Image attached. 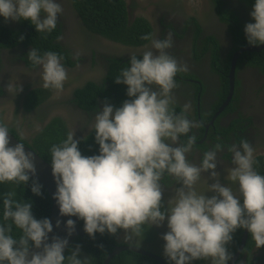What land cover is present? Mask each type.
Here are the masks:
<instances>
[{
	"label": "clouds",
	"instance_id": "clouds-1",
	"mask_svg": "<svg viewBox=\"0 0 264 264\" xmlns=\"http://www.w3.org/2000/svg\"><path fill=\"white\" fill-rule=\"evenodd\" d=\"M62 13L59 0H0L4 21L26 20L43 34L57 28ZM249 15L252 21L243 28L246 41L264 44V0H253ZM141 39L150 45L139 55L129 54L128 65L114 79L127 86L128 99L119 106L105 102L94 115L90 131L97 153L83 155L74 131L49 149L56 184L52 196L59 215L69 217L64 221L67 235H54L49 241L50 219L35 218L32 202L15 199L14 191L0 192V264H89L87 256L80 257L78 244L65 255L75 230L73 216L83 221V231L91 238L123 230L131 240L142 235L143 226L159 227L166 221L161 238L167 264L195 260L228 264L232 254L227 245L238 228L251 234L256 248L264 246V174L254 167L252 145L242 139L227 147L232 166L225 168L226 179L237 185L235 192L230 184L221 183L216 170L217 153L224 145L214 144L202 153L199 164L191 162L188 154L196 137L190 132L201 122L189 118L187 103L175 111V77L186 67L167 51L174 44L173 34L164 38L145 34ZM27 58L39 68L43 88L63 89L68 74L60 54L40 53L33 47ZM9 133L8 125L0 121V185H28L31 179V192L41 195L33 152L24 143L11 144ZM202 172H208L213 182L198 191ZM165 175L179 185L167 207L162 199ZM9 220L11 224L6 223ZM12 225L21 231L19 238L12 235ZM30 245L40 250L30 253Z\"/></svg>",
	"mask_w": 264,
	"mask_h": 264
},
{
	"label": "flooded vegetation",
	"instance_id": "flooded-vegetation-1",
	"mask_svg": "<svg viewBox=\"0 0 264 264\" xmlns=\"http://www.w3.org/2000/svg\"><path fill=\"white\" fill-rule=\"evenodd\" d=\"M122 1L125 21L120 17V26L117 23L108 28V22L99 8H84L79 5L81 0H59L63 13L58 16L57 28L45 34L47 36L43 37V41H51L62 50L59 53L68 74L62 90L43 88L39 68L30 65L27 53L32 46L25 43L23 36L29 30H35V27L26 20L6 22L0 17V27L16 33L10 35L8 42L0 38V120L8 127L13 126L17 134L30 144L36 133L56 118L65 124L67 133L74 131V138L86 142V146L92 142L95 144L94 134L89 136L94 115L105 102H112L97 97L96 109L85 110L76 103L75 91L90 82L107 88L110 70L116 77L119 70L128 65L129 54L139 55L144 46L150 45L146 40L141 43L130 41L141 35L142 30H147V34L157 38H164L166 33L171 32L174 44L167 51L186 67V71L179 72L175 77V111L179 113L187 103L190 105L189 118L201 122V127L193 128L190 132V135H195L196 143L188 159L199 164L204 151L221 143L225 147L217 153L216 170L220 173L221 183L230 184L233 191H237V185L226 179L225 168L232 166V154L227 151V147L247 139L254 149V157L264 156V57L255 60L250 56L251 53H260L264 48L260 51L242 50L249 44L243 28L245 23L252 21L249 15L252 3L249 0H204L206 9L196 12L194 5L188 8L185 0ZM90 10L95 15L91 16ZM219 10L231 12L235 18L223 20ZM235 20L242 35L230 31L229 25L234 24ZM237 51L240 53L235 62L232 95L222 111L218 112L229 93L228 87L225 97L221 99V93L224 92L221 75L224 74L223 61L229 58L231 63ZM214 52L219 56L215 60ZM229 72L226 74L228 84ZM33 90L40 95H30L36 98V103L27 96ZM33 103L34 106L26 112ZM7 109L11 110L8 115L10 122L5 117ZM84 136L86 139H82ZM181 141H186V137H181ZM201 175L198 191L206 190L207 184L213 182L208 172H202ZM161 182L162 199L167 207L179 185L167 175ZM166 230V221L159 227L145 225L142 235L131 240L126 238L123 230H118L114 234L116 244L113 246L137 245L161 257L167 264L161 238ZM243 249L234 264H250L252 259L254 264H264V246L256 248L253 241L249 253ZM84 256L87 254L81 251L80 257ZM127 264L136 263L129 260ZM192 264H210V261L195 260Z\"/></svg>",
	"mask_w": 264,
	"mask_h": 264
},
{
	"label": "trees",
	"instance_id": "trees-1",
	"mask_svg": "<svg viewBox=\"0 0 264 264\" xmlns=\"http://www.w3.org/2000/svg\"><path fill=\"white\" fill-rule=\"evenodd\" d=\"M249 1L250 3L253 2V0H249ZM76 2H78V0H76ZM81 2L79 3V5L84 8H91V9L99 8L101 13H103L102 16L108 22L107 24L108 28L110 25H114V24L117 25V23L118 26H120L119 23L120 17L122 21H125V9L122 0H118V1L106 0L105 2L104 0H100V1L81 0ZM219 12H220V17L223 18V20H226V18H231V17L235 18V16L231 12H226L225 10H219ZM89 13L91 14V16L95 15L94 12L91 10ZM229 28L233 34L237 33L238 35H242V30H240L239 25L236 24V20L234 21V24L229 25ZM142 31L143 33L141 35L135 36L134 40L130 39V41H137L138 43L145 41L141 39V37L147 34V30L146 31L142 30ZM14 34H16L14 31H10L8 29L0 27V38L3 41L8 42L10 40V35L13 36ZM46 36L47 35L43 33H39L36 30H29L23 36V40H25L26 44H31L32 48L33 47L36 48L40 53H43L45 51H55L61 55L62 53L61 48L56 46L54 43H51V41H43V37ZM213 55H214L213 56L214 60L216 59V57H219L216 52H214ZM250 56L255 60L260 59L261 57H264V50H262L260 53H256V52L251 53ZM30 65L33 66L31 62ZM222 68L224 73L221 74L223 78L224 92L221 93V99L225 97L227 89L229 87L228 79L226 77V74L229 72L230 69L229 58L228 60L223 61ZM111 71L112 69L110 70L108 75V81L110 83L107 86V88L103 86H99L93 82L92 83L90 82L89 84L83 86L81 89L75 91V97H76L75 100L80 107H82L85 110L96 109L97 97L110 100L114 106H119L123 100L128 99V97L126 96V87L123 86L122 83L118 84L115 82L114 73L111 74ZM41 91L45 94L44 90ZM36 94L38 97H40L39 93H37L36 90L29 92L27 96L30 97L29 98L30 101L36 103L37 102L36 98L34 96H30ZM34 103L31 106L27 107L26 112L29 111L32 106H34ZM9 131L19 141H22V143L32 148L46 162L50 164H51V154L49 149L51 145L59 144L63 139L66 138L67 135L65 124L62 123L57 118L53 119L43 129L39 130L36 133L35 138L31 144L28 143L26 140L22 139L17 134L13 126H9ZM93 134L94 131L90 132L89 136H92ZM78 147L80 148L82 154L86 151L89 152V154H83V155H91L97 153L96 150H98V145L96 143L94 144L93 142L90 146L88 145L86 146V142L80 141ZM254 167L258 172L264 174V156H259L255 158ZM30 187H31V179L28 185H23V184L17 185L6 182L5 184L0 185V192H7L9 190H12L16 193L15 199L19 201L30 200L32 202V212L35 218L40 219L43 217H49L50 208H51V199L49 197L48 192L45 190V188L42 187L41 195H36L31 192ZM0 212H2V206H0ZM6 223L11 224V221L9 220ZM79 226L80 228H83L82 227L83 221L80 219H79ZM242 232L243 229L238 228L232 234L233 238L227 245L228 251L231 252L232 255L237 250V247L240 243ZM12 235L16 238H19V236L22 235L21 231L17 229L15 225H12ZM250 236L251 234L249 233L248 239L246 241V245L243 249L247 253H249L250 246L253 245V240L250 238ZM113 238H114V234H109L107 232H105L104 234L96 233L95 238H91L86 233H84L83 236H76L73 239L71 244L66 249L65 255L67 256L71 251V249L75 248V246L78 244L80 246L81 251L87 254L89 264H103L107 255L112 251V248L114 247L113 245L116 244ZM129 260L134 261L136 264H157V262L154 259L144 255H140L131 250H124L119 254H116L110 259L108 264H127ZM250 262L254 264V259H252Z\"/></svg>",
	"mask_w": 264,
	"mask_h": 264
},
{
	"label": "water",
	"instance_id": "water-1",
	"mask_svg": "<svg viewBox=\"0 0 264 264\" xmlns=\"http://www.w3.org/2000/svg\"><path fill=\"white\" fill-rule=\"evenodd\" d=\"M263 48H264V44H261V45H250V44H248L247 46L243 47L242 50L260 51ZM239 53H240V51H237L236 54H234L232 57V60L230 63V72H229V76H228L229 77V93L227 95V100L219 108L218 112L222 111V109L224 108V105L227 104V102L231 98L232 91H233V83H234L235 62H236L237 55ZM9 136H10V143L11 144L14 145L17 142H21L11 132L9 133ZM25 149L27 151L33 152L34 163L36 166L35 178L43 185V188H45V190L48 192L49 197L51 199V208H50V213H49L48 218L50 219V221L53 224V230L51 233H49V241H51V238L54 235L63 238L67 235L64 221L67 220L69 217L59 215L58 205L56 204L55 199L52 196V193L56 190V184H55V180H54L52 173H51V164L46 162L36 151H34L32 148H30L26 144H25ZM71 218L73 220H75V230L73 231L72 235L68 237V246L71 244V242L73 241V239L76 236H83V234L85 233L83 231V228H80V226H79V219H77L75 216H73ZM57 220H60V225L58 227L56 226ZM247 237H248V231L246 229H243L240 244H239L234 256L230 259L228 264H234V262L237 260V258L239 257V255H240V253H241V251L245 245ZM68 246L65 247V251L68 248ZM39 250L40 249H36L34 246H30L29 252L31 253L33 251H39ZM123 250H131L133 252L152 257V258L156 259L157 261H159L161 264H166L165 261L161 257L145 250L144 248H142L140 246L131 245V244L116 245L114 247V249L107 255L103 264H108V262L110 261V259L113 256H115L116 254L120 253Z\"/></svg>",
	"mask_w": 264,
	"mask_h": 264
},
{
	"label": "rangeland",
	"instance_id": "rangeland-1",
	"mask_svg": "<svg viewBox=\"0 0 264 264\" xmlns=\"http://www.w3.org/2000/svg\"><path fill=\"white\" fill-rule=\"evenodd\" d=\"M185 4H187L188 8L192 7L194 5V11L201 12L202 10L206 9V4L204 0H185ZM197 6V7H196ZM7 114L5 115L8 122H10V119H8V115L11 113L10 109H7ZM262 150V149H261Z\"/></svg>",
	"mask_w": 264,
	"mask_h": 264
},
{
	"label": "bare ground",
	"instance_id": "bare-ground-1",
	"mask_svg": "<svg viewBox=\"0 0 264 264\" xmlns=\"http://www.w3.org/2000/svg\"><path fill=\"white\" fill-rule=\"evenodd\" d=\"M259 63V62H258ZM253 64V63H252ZM259 65V64H258ZM22 142V141H21Z\"/></svg>",
	"mask_w": 264,
	"mask_h": 264
}]
</instances>
